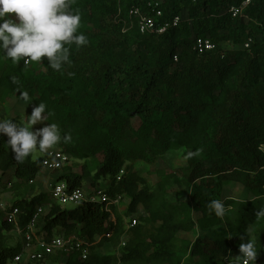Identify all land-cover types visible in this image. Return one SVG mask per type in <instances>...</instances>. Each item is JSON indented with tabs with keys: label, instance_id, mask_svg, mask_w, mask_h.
<instances>
[{
	"label": "trees",
	"instance_id": "obj_1",
	"mask_svg": "<svg viewBox=\"0 0 264 264\" xmlns=\"http://www.w3.org/2000/svg\"><path fill=\"white\" fill-rule=\"evenodd\" d=\"M149 2L69 0L71 10L81 15L77 34L83 33L88 43L66 45L69 62L60 70L48 66L46 58L45 71L35 73L23 59L14 64L0 57V105L10 98L26 102L20 96L25 91L30 113L45 103L54 115L43 123H56L62 136L71 134L61 147L82 162L59 182L76 189L92 179L91 186H97L89 196H106L74 209L54 204L42 216L45 226L39 233L52 237L58 229L90 244L85 260L77 252L48 260L62 256L66 264H193L198 258L203 264H238L239 246L251 238L259 254L255 264H264V218L256 215L264 207V0H254L237 19L228 10L239 0H161L157 23L179 17L177 27L161 35L141 34L135 27L124 33L132 8L153 16ZM118 8L115 22L111 15ZM198 37L210 38L216 48L199 54L194 50ZM224 42L241 49L225 51ZM9 120L18 124L20 119ZM7 139L0 136V171L34 182L42 174L43 158H35L34 151L23 163L16 161ZM182 147H193L198 156L167 179L160 175L156 188L133 170L137 162L156 167L164 151ZM232 180L247 189L248 201L223 197L224 184ZM171 181L187 197L203 196L202 206L167 202ZM118 195L129 198L131 212L144 209L133 228L127 229L117 214L112 201ZM47 198L39 194L12 204L21 210V230L37 207L51 203ZM213 199L224 202V217L210 213L207 205ZM200 208L203 215L195 220ZM11 226L0 220V264L14 261L22 249L5 242L4 232ZM197 227L200 234L193 241L179 236ZM106 242L120 245V254L101 255Z\"/></svg>",
	"mask_w": 264,
	"mask_h": 264
},
{
	"label": "clouds",
	"instance_id": "obj_2",
	"mask_svg": "<svg viewBox=\"0 0 264 264\" xmlns=\"http://www.w3.org/2000/svg\"><path fill=\"white\" fill-rule=\"evenodd\" d=\"M80 24L81 15L71 10L69 0H0V57L14 64L23 59L25 66L46 58L48 66L60 70L69 62L70 49L66 45L74 43L81 47L88 43L83 33L77 34ZM20 96L26 102L30 99L26 91ZM46 110L47 105L40 102L33 107L25 125L0 120V136H7L6 145L16 161L23 163L35 150L45 152L61 141H71V134L62 136L56 123L32 130L34 125L54 115ZM207 208L218 218L226 213L225 204L219 199L211 200ZM256 215L264 218V207ZM239 252L240 256L235 258L239 264H255L259 256L255 240L251 238L240 244Z\"/></svg>",
	"mask_w": 264,
	"mask_h": 264
},
{
	"label": "rangeland",
	"instance_id": "obj_3",
	"mask_svg": "<svg viewBox=\"0 0 264 264\" xmlns=\"http://www.w3.org/2000/svg\"><path fill=\"white\" fill-rule=\"evenodd\" d=\"M119 1V0H118ZM119 9V8H118ZM120 9L117 12L112 13L111 18L116 22V17ZM223 50H239L241 47L232 43L224 42L222 45ZM46 59L42 58L41 62H29L28 70L30 72L39 73L44 70V63ZM28 102H18L13 98L8 99V101L0 105V120H9L10 118L20 119L18 125H25L26 119L31 115L30 113V104ZM46 126L44 123H38L33 126V131L40 129ZM62 150L61 142L58 143L53 148L48 149L45 152L35 150V158H43L47 153L51 151ZM198 156V152L193 147H182L178 149H170L164 151L160 160L157 163L156 167L149 166L148 164L137 162L133 164V170L136 171L141 177H145L149 180L150 186L156 188L158 181L160 180V175L167 179L171 172H178L181 169L188 166V161L191 157ZM82 162L72 159L71 161L60 171H49L43 168L41 176L36 179L33 183L21 182L14 177L13 171H10L6 175H3L0 171V204L12 205L13 203L21 200H29L32 197L39 194H47L48 200L50 199L53 186L59 182V178L66 174L70 167H76ZM160 171V172H158ZM104 182V181H103ZM100 183V185L103 184ZM92 185V179L85 181L82 188L87 196L93 193L97 185ZM224 198H233L239 202H245L249 199V193L247 189L239 181H228L224 184L223 191ZM100 201V197L97 198ZM165 199L167 202L172 204H178L180 202H189L193 205L202 206L204 201L203 196L196 197H187L183 191V188L179 186L176 182H169L166 186ZM51 204H57L56 201L50 200ZM130 200L128 197H123L122 200L116 204L117 205V214L121 215L126 225L130 219H137V224L140 221V218L145 215L144 209L139 207L136 212H131L128 207ZM66 209H74L75 205H65ZM51 207L47 206L46 212ZM203 208V207H202ZM202 208L194 214L195 220H198L202 217ZM4 219V211L0 208V220ZM45 223L43 220L39 222L38 230L41 231ZM200 234V229L197 227L192 232H181L179 236L188 241H193L195 237ZM5 242L9 247L16 248L23 245V235L18 231L17 227L11 226L10 229L5 231ZM63 235L59 233L58 229L53 232V237ZM120 245H115L111 242H106L102 248L99 250L101 255H119L120 254ZM185 259V257H184ZM238 262V260H236ZM9 264H31L24 260L22 263H15L11 261ZM42 264H66L65 257H55L51 260L44 261ZM193 264H203L198 258L194 260Z\"/></svg>",
	"mask_w": 264,
	"mask_h": 264
},
{
	"label": "built area",
	"instance_id": "obj_4",
	"mask_svg": "<svg viewBox=\"0 0 264 264\" xmlns=\"http://www.w3.org/2000/svg\"><path fill=\"white\" fill-rule=\"evenodd\" d=\"M254 0H239V4L232 5L228 13L232 18L244 17V13L247 8L253 3ZM153 16L144 14L139 8H132L129 11V22L123 29L126 33L132 28H137L141 34H164L170 26L177 27L180 23V18H174L171 23L158 24V20L162 17L161 0H150L148 5ZM251 39L245 44V48H248ZM216 48V44L208 37H198L195 41L194 50L199 54H203L208 51H212ZM177 61V56H175ZM264 149V147H263ZM71 161V156L62 150L51 151L43 157V168L49 171H60ZM124 171L120 172L118 180H121ZM30 183H33L31 181ZM97 197L100 200H105L106 196L98 194V196H87L83 188L69 189L65 182L56 183L51 192V199L57 202V205L64 207L65 205L78 206L82 202L91 201L95 202ZM123 196L118 195L112 201L113 204H118L122 200ZM47 206L52 207V204ZM47 206H39L36 208L31 220L27 224L25 230L19 228V217L21 210L19 207L13 205L0 204L1 210L4 211L5 220L8 224L17 227L18 231L23 235V245L21 252L14 257L15 263H22L27 260L29 263L44 262L53 255L56 254H71L74 252L81 254V259L85 260L88 255V244L85 240L77 236L66 237L59 235L55 237H49L47 233H39L38 224L41 221L42 216L46 213ZM137 225V219H130L128 221L127 229L133 228ZM121 246H125L123 242ZM239 264V262H238Z\"/></svg>",
	"mask_w": 264,
	"mask_h": 264
},
{
	"label": "crops",
	"instance_id": "obj_5",
	"mask_svg": "<svg viewBox=\"0 0 264 264\" xmlns=\"http://www.w3.org/2000/svg\"><path fill=\"white\" fill-rule=\"evenodd\" d=\"M4 220H5V214H4ZM5 233V232H4Z\"/></svg>",
	"mask_w": 264,
	"mask_h": 264
}]
</instances>
